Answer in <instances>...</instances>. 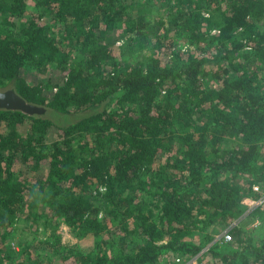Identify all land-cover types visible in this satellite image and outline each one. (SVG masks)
I'll return each mask as SVG.
<instances>
[{
  "label": "trees",
  "instance_id": "1",
  "mask_svg": "<svg viewBox=\"0 0 264 264\" xmlns=\"http://www.w3.org/2000/svg\"><path fill=\"white\" fill-rule=\"evenodd\" d=\"M9 89L41 110L0 108V264H264V0H0Z\"/></svg>",
  "mask_w": 264,
  "mask_h": 264
},
{
  "label": "rangeland",
  "instance_id": "2",
  "mask_svg": "<svg viewBox=\"0 0 264 264\" xmlns=\"http://www.w3.org/2000/svg\"><path fill=\"white\" fill-rule=\"evenodd\" d=\"M25 20L26 19H24V21ZM107 41L110 45H113V46L122 44V39H120L119 34L115 31L112 32L110 34V36L107 37ZM37 73H38V71L34 67L26 68L24 70V74L27 77H29L30 80H32L33 77L35 75H37ZM55 75H60V74H57L51 70L44 75L38 74L37 76L39 78H43V77L47 78L48 76L53 78ZM254 219H256V218H254L253 216L252 217L248 216V219L245 218L244 222L241 221L239 223V226L241 225L242 227H244L246 229L249 228L250 230H256V228H253V225H252L254 222ZM222 230H224V229H222ZM257 232L259 235H262V232H264V225L261 226ZM11 234H12L11 236H13V237L10 240V245L16 250L17 249L20 250L22 245L32 246V250H34L38 246V243L40 241H42V240L45 241L48 238L52 239L55 236H57L60 239V242L62 245L74 244V243L79 242V240L71 233L70 229L63 224H61L58 227V229L56 230L54 237H53L52 226H49L48 231H45V227L41 224V222L39 224L37 223L36 226L34 225V227H33V225H31L30 222H28V221L16 219L14 231ZM195 234L193 235V238H195V237L200 238L202 236L201 234H196V235ZM214 234L216 236H219L221 234V230L219 232L218 231L214 232ZM85 241H87V240H85ZM207 246H209V244ZM207 246H205L203 248L202 252H205L208 250ZM51 251H52V249L50 250V252ZM34 253H36V252H34ZM199 255L200 254L195 255V256L189 258V260H187V261H184L183 258H181V257L172 258V255L171 256L168 255V257L165 256L164 258H161L159 260V262H157L155 264H213V256L211 254H207L206 257H199ZM52 256H55V258L58 261L62 262L61 261L62 257H60L59 252L57 254L55 252H52ZM178 258L180 259V261H177Z\"/></svg>",
  "mask_w": 264,
  "mask_h": 264
},
{
  "label": "built area",
  "instance_id": "3",
  "mask_svg": "<svg viewBox=\"0 0 264 264\" xmlns=\"http://www.w3.org/2000/svg\"><path fill=\"white\" fill-rule=\"evenodd\" d=\"M253 191L261 193V195L258 198L248 197L244 200L243 203L247 205L246 212L239 218L236 222L233 224L239 225V223L244 220L245 218L248 219V216H250V211L256 207H262L264 209V192H261V187L258 184L253 185ZM253 228L259 229L262 226V223L259 218L254 219L253 222ZM222 238L225 242H230L233 240V236L230 233L228 229L224 230L219 236L216 237V239ZM201 254V253H200ZM177 261H180L178 258Z\"/></svg>",
  "mask_w": 264,
  "mask_h": 264
},
{
  "label": "water",
  "instance_id": "4",
  "mask_svg": "<svg viewBox=\"0 0 264 264\" xmlns=\"http://www.w3.org/2000/svg\"><path fill=\"white\" fill-rule=\"evenodd\" d=\"M0 108L8 110H21L24 113L34 114L41 109L29 104L24 98L18 95L14 90L0 91Z\"/></svg>",
  "mask_w": 264,
  "mask_h": 264
},
{
  "label": "crops",
  "instance_id": "5",
  "mask_svg": "<svg viewBox=\"0 0 264 264\" xmlns=\"http://www.w3.org/2000/svg\"><path fill=\"white\" fill-rule=\"evenodd\" d=\"M242 221L244 222V220H242ZM243 222H242V223H243ZM262 226H263V225H262ZM260 236H263V237H264V232H262V235H260Z\"/></svg>",
  "mask_w": 264,
  "mask_h": 264
}]
</instances>
